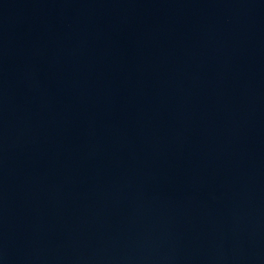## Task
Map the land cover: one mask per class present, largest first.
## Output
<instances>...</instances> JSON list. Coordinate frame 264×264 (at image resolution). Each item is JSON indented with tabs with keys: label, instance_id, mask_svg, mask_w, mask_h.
Returning a JSON list of instances; mask_svg holds the SVG:
<instances>
[{
	"label": "water",
	"instance_id": "water-1",
	"mask_svg": "<svg viewBox=\"0 0 264 264\" xmlns=\"http://www.w3.org/2000/svg\"><path fill=\"white\" fill-rule=\"evenodd\" d=\"M0 264H264V0H0Z\"/></svg>",
	"mask_w": 264,
	"mask_h": 264
}]
</instances>
